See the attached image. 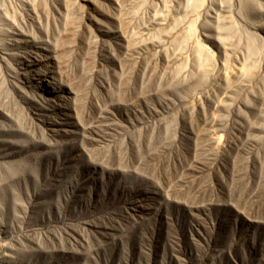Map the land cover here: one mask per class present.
I'll list each match as a JSON object with an SVG mask.
<instances>
[{
	"label": "rangeland",
	"instance_id": "1",
	"mask_svg": "<svg viewBox=\"0 0 264 264\" xmlns=\"http://www.w3.org/2000/svg\"><path fill=\"white\" fill-rule=\"evenodd\" d=\"M0 264H264V0H0Z\"/></svg>",
	"mask_w": 264,
	"mask_h": 264
}]
</instances>
